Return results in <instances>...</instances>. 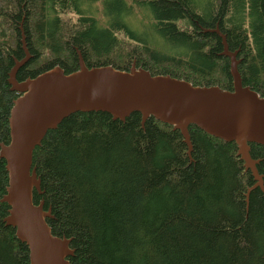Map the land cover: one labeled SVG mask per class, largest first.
Segmentation results:
<instances>
[{"label":"trees","instance_id":"obj_1","mask_svg":"<svg viewBox=\"0 0 264 264\" xmlns=\"http://www.w3.org/2000/svg\"><path fill=\"white\" fill-rule=\"evenodd\" d=\"M131 2L105 0L108 22L100 25L79 7L82 0H0V144L9 142L8 118L18 96L7 74L12 58L23 57L20 25L32 58L18 70L19 81L56 65L65 73L77 70L78 49L89 68L128 71L135 63L152 75L231 90L219 38L188 29L194 21L208 28L206 22L222 15L229 49L240 47L243 54V85L264 98V0ZM131 5L148 8L152 22L142 26L162 41L133 34L124 23ZM68 11L76 12L75 22L60 16ZM244 13L252 26L248 45ZM188 131L191 158L178 130L152 117L142 127L137 112L125 121L107 112H76L47 131L32 154L42 191H33V202L50 207L53 235L71 238V264H264V194L252 189L246 204L254 180L235 143L194 125ZM249 147L264 182V146ZM7 183L0 158V199ZM8 209L0 201V264H30L27 246L3 222Z\"/></svg>","mask_w":264,"mask_h":264},{"label":"water","instance_id":"obj_2","mask_svg":"<svg viewBox=\"0 0 264 264\" xmlns=\"http://www.w3.org/2000/svg\"><path fill=\"white\" fill-rule=\"evenodd\" d=\"M19 32L23 57L12 58L7 74L9 89L18 96L8 118L9 142L0 144V158L5 161L8 176L0 201L9 207L3 222L13 227L16 238L27 246L30 264H71V238L53 235L47 224V219L53 217L50 207L45 209L43 200L33 202V191H42L32 168V154L48 130L76 112H107L120 121L137 112L142 127L152 117L180 132L189 158L190 125L225 142H234L244 170L254 180L245 193L246 204L252 189L259 188L264 194L263 176L257 169L259 160L251 157L249 147L250 143L264 146V98L242 85L236 52L229 51L224 35L221 34V55L230 59L231 90L194 86L169 75H152L136 68L135 63L128 71L110 65L89 68L78 49L77 70L65 73L56 65L19 81L18 70L32 58L21 25Z\"/></svg>","mask_w":264,"mask_h":264},{"label":"rangeland","instance_id":"obj_3","mask_svg":"<svg viewBox=\"0 0 264 264\" xmlns=\"http://www.w3.org/2000/svg\"><path fill=\"white\" fill-rule=\"evenodd\" d=\"M82 1L83 3L80 4L79 7L80 8L82 7L84 10H90V13L97 18L98 23L100 25H103V23L108 22V20L104 18V15H102L103 11L106 10L105 0H82ZM123 1L126 3V5H129L132 3L131 0H123ZM129 10L131 11V13L127 14L124 17V23L128 27H130L131 31L136 37L143 39V40H148V39H151L150 36H153L152 37L153 39L155 40L158 39L162 41L161 38L157 34H154L151 31L150 27L147 26L146 28H143L142 26V24L148 25L149 23L152 22V17L147 7L131 5L129 7ZM60 16L64 19H70L72 22H75L77 19L76 12H69V11L63 12L60 14ZM114 16H116L115 11H113V15H111V17L114 18ZM179 24L180 22H178V25ZM179 27L181 28L180 25ZM160 41L156 42L157 47L165 51L176 52L175 49L174 50L168 49V45Z\"/></svg>","mask_w":264,"mask_h":264},{"label":"flooded vegetation","instance_id":"obj_4","mask_svg":"<svg viewBox=\"0 0 264 264\" xmlns=\"http://www.w3.org/2000/svg\"><path fill=\"white\" fill-rule=\"evenodd\" d=\"M221 8L217 7L215 8V12H218L220 11ZM216 20H213L212 22H206L207 25H210L208 28H203L198 21H194V23L192 22H189L188 23V29H189V33H193L194 32V29L195 28H199L200 31L202 33H209V34H215L219 40H220V44H221V52L223 51V46H222V38H221V34L224 35L225 37V41L227 43V33H226V29L227 27L225 26L226 25V18L225 17H222V15H216L215 17ZM180 28V27H179ZM184 28H186V26H184L183 28L181 27L180 30H183ZM241 29L245 35V45H248V44H251L252 42V26H251V23H250V19L248 16L245 17V13L243 14V19H242V22H241ZM228 45V43H227ZM228 49H229V46H228ZM230 52H236L235 54V60L237 61V71L240 75V72H239V66L243 60V54L241 53V49L240 47H237L235 49H232L230 50ZM221 52L219 53L220 57H223L227 60V63H228V69L230 68L229 64H230V59L229 57L227 56H223L221 55ZM229 73V72H228ZM229 76H230V73H229ZM241 77V75H240ZM231 78V76H230ZM242 80V78H241ZM230 88L232 89L233 87V83H232V79H231V83H230ZM242 85H243V82H242ZM245 86V85H243ZM250 88V87H249Z\"/></svg>","mask_w":264,"mask_h":264}]
</instances>
